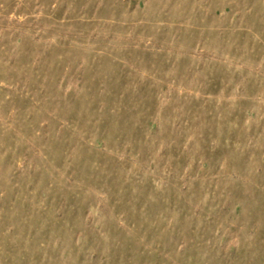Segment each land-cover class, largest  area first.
Here are the masks:
<instances>
[{
	"label": "rangeland",
	"instance_id": "1",
	"mask_svg": "<svg viewBox=\"0 0 264 264\" xmlns=\"http://www.w3.org/2000/svg\"><path fill=\"white\" fill-rule=\"evenodd\" d=\"M0 264H264V0H0Z\"/></svg>",
	"mask_w": 264,
	"mask_h": 264
}]
</instances>
